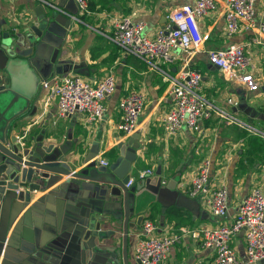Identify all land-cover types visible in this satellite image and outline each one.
<instances>
[{"label":"crops","instance_id":"crops-1","mask_svg":"<svg viewBox=\"0 0 264 264\" xmlns=\"http://www.w3.org/2000/svg\"><path fill=\"white\" fill-rule=\"evenodd\" d=\"M86 1L88 15L75 14L77 6L72 0H0V28L6 31L13 27L21 31L32 25L36 21L34 10L38 7L47 11L52 5L61 16L60 26L54 27L57 36L49 34L47 37L51 44H41L39 39H34L38 54L34 56L38 62L33 72L39 86L31 92L34 98L31 114L21 120L14 134L18 138L32 137L33 143L40 139L33 145L65 154L63 161L71 167L72 173L101 160L110 165L120 154L117 146L138 134L136 160L128 173V179L134 183L128 190H133L136 183L146 177L156 176L158 171L164 188L171 180L176 181V186L174 190L165 188L162 199L151 205L145 214L130 217L125 232V211L122 210L121 215L117 198L99 199L86 191L83 201L94 208L87 215L89 209L82 203L63 196L68 190L60 186L68 176H61L57 183L42 190L46 181L36 177L22 180L20 172L11 180L6 177L13 175L9 174L10 168L4 170L5 166L0 165V177L18 187L14 192L0 184V264H137L134 246L144 220L159 226L158 235L175 233L181 227L218 226L202 199L188 196L192 178L203 159L211 161L209 190L225 187L228 191L227 223L233 220L238 205L254 187L264 192V45L252 42L256 31L241 29L229 36L223 18L226 0H217L216 10L199 20L203 44L187 62L190 69L202 76V95L239 119L245 128L226 125L212 117L203 122L200 135L182 130L170 136L162 127L170 108V97L160 72L171 75L178 72L185 65L184 54L176 50L173 64L157 62L152 69L147 60L127 55L108 36L117 19L129 18L133 23H142L145 35L152 38L170 24L169 12L193 5L197 0ZM255 7L259 20L264 0H255ZM61 26H68L63 39L59 37L63 31ZM231 44L243 45L250 57L247 71L258 79V91L247 92L238 83L226 80L208 63L209 51ZM65 61L78 68L79 74L91 85L108 72L114 73L116 89L105 100L106 111L100 122L89 125L80 114L58 117L56 100L41 88V73L51 77L56 74L55 68L65 65ZM51 66L52 72L48 75ZM22 72L20 67L14 69L16 82ZM5 79L8 85V76ZM241 91L247 108L238 107ZM130 92L144 97V107L135 133L125 136L117 129L120 122L117 106ZM228 99L236 101L237 106L228 105ZM97 168H89V171L95 175ZM148 170L153 172L152 176L145 175ZM56 189L58 193L52 195ZM88 217L94 226H86ZM88 229L97 231V236L90 235L85 240ZM231 247L241 259L244 255L242 234L233 238ZM163 264H215L214 253L203 249L199 240L185 237L171 249Z\"/></svg>","mask_w":264,"mask_h":264},{"label":"built area","instance_id":"built-area-1","mask_svg":"<svg viewBox=\"0 0 264 264\" xmlns=\"http://www.w3.org/2000/svg\"><path fill=\"white\" fill-rule=\"evenodd\" d=\"M73 1L80 15L90 14L86 0ZM216 8L217 0H197L193 5L176 8L168 13V27L152 38L145 35L142 23L120 18L115 21L108 36L127 55L147 60L152 69L156 68L157 62L173 64L176 50L184 54L185 65L178 72L173 75L160 72L170 97V108L162 120L167 135L172 136L182 130L200 135L203 122L212 117L226 125L245 128L239 119L202 95L201 74L187 66L189 59L203 44L199 20ZM223 18L229 36L241 29H252L256 31L252 42L264 45V9L258 20L255 0L224 1ZM207 60L226 80L238 83L247 92L259 90L258 79L247 71L251 60L243 45L231 44L209 51ZM41 88L56 100L58 117L80 114L91 125L103 119L105 100L115 92L116 77L113 72H108L91 85L83 76L70 71L43 80ZM227 104L237 106L233 99H228ZM143 107L144 97L138 92H130L119 100L117 110L120 122L117 129L125 136L135 133ZM24 137H19V141ZM99 165L107 168L109 163L101 160ZM210 170L211 161L203 159L192 178L188 196L202 199L209 214L218 221V226L201 229L181 227L175 233L158 235L159 226L151 220H144L134 246V256L139 264H163L171 249L185 237L199 240L203 249L212 250L215 264H259L264 261V192L260 187H254L238 205L233 220L227 223L228 191L225 187L209 190ZM145 175L152 176L153 172L148 170ZM133 183L132 179H128L125 188L129 189ZM238 234H242L244 240L241 259L231 247L233 238Z\"/></svg>","mask_w":264,"mask_h":264},{"label":"water","instance_id":"water-1","mask_svg":"<svg viewBox=\"0 0 264 264\" xmlns=\"http://www.w3.org/2000/svg\"><path fill=\"white\" fill-rule=\"evenodd\" d=\"M55 8L52 5L49 6L47 11L43 10L42 7L36 8L34 10L36 21L28 27L21 28V31L14 27L9 31L0 28V165L5 166L4 170L10 168L9 174L13 175L6 177H10L11 180L20 172L22 180L23 178L36 177L46 181L42 190L50 184L57 183L61 176H68V179L60 186V189L63 187V190H68V193L66 195L63 193V196H71L74 201L82 203L84 207L89 209L87 215H90L94 208L85 205L83 201L86 191L97 195L99 199L111 200L110 197L117 198L116 204L119 206L118 210L121 211V215H123L122 210L125 211L124 230L126 232V224L130 217H140L145 214L151 205L160 201V198L162 199V191L165 188L174 190L176 186V181L171 180L164 188L161 173L158 171L156 176L146 177L143 181L136 183L133 190L125 188L131 165L136 160V150L139 148L138 134L132 135L126 143H120L117 146L120 154L107 168L98 169L99 163L94 162L88 168L75 173H72L71 167L63 161L65 154H59L53 150L50 152L33 145L40 139L33 143L32 137L25 136L19 141L14 134V131L19 129L21 120L31 114L34 101L29 91V85L22 86L16 82L13 75L14 69L20 67L25 71L27 64L32 68V71L37 69L36 63L38 60L35 59L34 55L37 56L38 54L34 39H39L41 44H51L47 37L49 34L56 35L54 27L61 24V16ZM75 14H78L77 7ZM68 26H65V28L61 26L63 30L59 35L61 39L65 37ZM52 47L57 46L52 44ZM64 64L55 68L54 72L57 75L70 71L79 74L78 68L70 65L67 61ZM51 72L52 66L48 75ZM34 74L36 75L35 72ZM6 76L9 78L8 85L5 82ZM41 76H43L42 81L49 78L44 73H41ZM239 98L238 107L247 108V101L244 99L242 91ZM89 168H97L98 173L93 175ZM3 181V178L0 177L1 185L4 184L14 192L18 190L17 185ZM29 191L36 190L30 189ZM130 191H135L132 198L129 196ZM56 193H58V189L51 194L56 195ZM86 226H94V223L89 220ZM90 235L97 236V231L88 229L85 233V240ZM136 263L139 264L138 261Z\"/></svg>","mask_w":264,"mask_h":264},{"label":"rangeland","instance_id":"rangeland-1","mask_svg":"<svg viewBox=\"0 0 264 264\" xmlns=\"http://www.w3.org/2000/svg\"><path fill=\"white\" fill-rule=\"evenodd\" d=\"M23 74L19 76V79L17 81L18 84L22 86H26L27 84L29 85V91L30 94L32 91L38 88L39 82L36 78V75L32 71V68L28 65L27 69L22 72ZM130 198H132V191L129 192Z\"/></svg>","mask_w":264,"mask_h":264}]
</instances>
